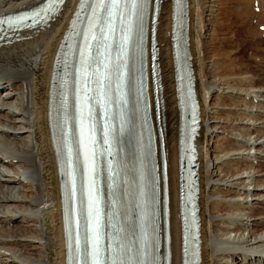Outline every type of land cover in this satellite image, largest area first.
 Wrapping results in <instances>:
<instances>
[{
    "label": "bare ground",
    "instance_id": "6f19581e",
    "mask_svg": "<svg viewBox=\"0 0 264 264\" xmlns=\"http://www.w3.org/2000/svg\"><path fill=\"white\" fill-rule=\"evenodd\" d=\"M41 1L0 0V12ZM76 1L67 0L31 38L0 48V86L6 88L0 91V264H64L48 96L54 54ZM189 3L190 50L202 111L197 139L201 264H264V39L258 42L262 46L252 44L253 38H262L264 0ZM170 4V0L161 4L158 41L169 165L171 264H181ZM219 4L239 17L238 26L245 22L242 33L234 31L252 46L253 69L242 59L239 47H224L219 41L218 16L224 14L219 9L213 18Z\"/></svg>",
    "mask_w": 264,
    "mask_h": 264
},
{
    "label": "rangeland",
    "instance_id": "374dc122",
    "mask_svg": "<svg viewBox=\"0 0 264 264\" xmlns=\"http://www.w3.org/2000/svg\"><path fill=\"white\" fill-rule=\"evenodd\" d=\"M226 7H227V5H225V4H219V7H217L216 9H218V13L217 14H215L214 16H213V18H215V17H217L218 15H219V11L222 13L223 12V14L225 15V17H224V15H219L218 16V18H220V25H221V27H222V29H220V31L218 32L219 33V35L217 36L218 37V39L221 37V39H219V41L222 43V45L225 47V46H228V47H239L238 49L240 50V53H241V56H242V59L243 60H246L245 62L248 64V65H251L250 67V69H253V67H252V64L254 63V59L251 57V52H252V50H253V48H252V46L249 44V42H247V41H245V39H243V37L241 38V37H239V35H237V33L238 32H235V31H240L241 33L243 32L242 31V29H244L245 28V22H242L241 23V25L243 26H241L240 24H239V26H238V19H239V17H237V19L236 18H234V16H233V14L232 13H229V11L226 9ZM220 9V10H219ZM223 10V11H222ZM228 13V14H227ZM227 17H228V19H227ZM225 18H226V20H225ZM234 18V19H233ZM224 19V20H223ZM225 22V25H224V22ZM227 22V23H226ZM214 23V21L212 22V24ZM253 23H254V21H253ZM214 25V24H213ZM226 27H224V26ZM229 25H231L230 27H229ZM240 28H241V30H240ZM225 29H226V31H225ZM235 30V31H234ZM221 31H222V35L220 34L221 33ZM229 32V33H228ZM224 33V34H223ZM227 33V34H226ZM232 34V35H231ZM234 34V35H233ZM223 37H225V38H223ZM249 39H251V37H249ZM258 40H260V41H258ZM236 41H238V43L236 42ZM263 41V37L261 38V37H255V38H253V40H252V44H254V46H259V44H260V46H262V44H263V46H264V41ZM258 42H262V44L261 43H258ZM237 43V44H236ZM231 45V46H230ZM234 45V46H233ZM252 48V49H251ZM252 59V60H251ZM6 88H3L2 90H5ZM234 162H233V164H236V159H234L233 160ZM256 161V160H255ZM213 165L211 164V166H210V169H213ZM252 202V200H250L249 201V205H251L250 203ZM29 215H32V213H29ZM231 261V260H230Z\"/></svg>",
    "mask_w": 264,
    "mask_h": 264
},
{
    "label": "snow or ice",
    "instance_id": "6c2138e0",
    "mask_svg": "<svg viewBox=\"0 0 264 264\" xmlns=\"http://www.w3.org/2000/svg\"><path fill=\"white\" fill-rule=\"evenodd\" d=\"M100 3L103 4V0H100ZM129 3L131 4L133 9H136L139 4L143 3V0H129ZM94 204V201H90V208ZM98 214V213H97ZM93 260L92 264H104L102 258H101V233L99 230V221H97L96 228L93 231ZM118 248L122 247L120 245H117ZM117 261H119V264H124L123 260L119 259V256H117V259L113 260V264H117Z\"/></svg>",
    "mask_w": 264,
    "mask_h": 264
}]
</instances>
